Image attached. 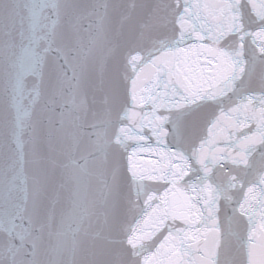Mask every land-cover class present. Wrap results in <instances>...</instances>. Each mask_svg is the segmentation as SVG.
Returning a JSON list of instances; mask_svg holds the SVG:
<instances>
[{"label":"snow or ice","instance_id":"1","mask_svg":"<svg viewBox=\"0 0 264 264\" xmlns=\"http://www.w3.org/2000/svg\"><path fill=\"white\" fill-rule=\"evenodd\" d=\"M0 264H264V0H0Z\"/></svg>","mask_w":264,"mask_h":264}]
</instances>
